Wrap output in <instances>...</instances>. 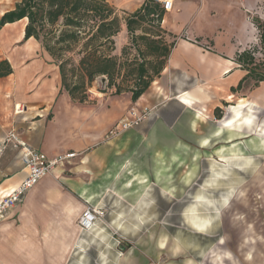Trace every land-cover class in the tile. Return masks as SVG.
Here are the masks:
<instances>
[{"label":"rangeland","instance_id":"1","mask_svg":"<svg viewBox=\"0 0 264 264\" xmlns=\"http://www.w3.org/2000/svg\"><path fill=\"white\" fill-rule=\"evenodd\" d=\"M17 1L0 0V12ZM241 1L230 0L227 10L207 9L201 23L182 26L177 39L228 59L257 44L253 18L264 20V0H250L246 13ZM11 26L3 31L23 34L24 24ZM121 31L113 54L131 59L135 51ZM35 48L42 52L40 45ZM171 75L162 81L186 73ZM159 77L136 102L128 92L102 93L105 77L88 89L86 103L104 115L117 107L119 121L112 126L120 124L119 132L106 146L117 151L118 166L96 175L94 187L103 186L105 194L92 204L104 210L102 228L100 234L81 233L68 264H264V82L245 83L232 93L222 80L194 76L185 88H163ZM252 102L256 113L248 111ZM123 121L132 126L121 128ZM82 166L76 156L52 172L71 168L75 174ZM159 235L167 248L154 255L149 240Z\"/></svg>","mask_w":264,"mask_h":264},{"label":"crops","instance_id":"2","mask_svg":"<svg viewBox=\"0 0 264 264\" xmlns=\"http://www.w3.org/2000/svg\"><path fill=\"white\" fill-rule=\"evenodd\" d=\"M144 1L107 0L117 10L127 13L135 12ZM240 4L245 13L253 6L250 0H242ZM217 7L229 9L230 0H174L172 9L164 13L161 28L170 34L166 35V41L171 38L175 45L159 77L161 87L185 88L194 76L202 81L222 80L229 90L237 85L243 72L233 69V62L227 61L230 59L176 37L182 26L196 21L200 24L206 10ZM6 11L0 12V17ZM25 21L15 23L25 27ZM11 25L6 24L0 30V62L6 60L12 69L11 74L0 78V139L16 131L21 140L48 158L73 152L83 166L75 174L69 168L44 176L5 215L0 222V264H68L71 253L80 243L77 220L85 204L105 194L103 186L94 187L99 176L96 175L103 168L118 166L117 151L106 146L107 140L113 138L108 136V130L119 121L117 107L113 113L104 115L98 105L73 101L61 89L58 67L52 58L43 49L37 52L35 46L40 44L33 38L23 41L24 28L21 36L20 31L15 35L3 31ZM122 28L121 32L125 30ZM213 43V47L219 46L216 41ZM180 72L186 75L162 81V75L172 79L171 73ZM17 106L21 111L16 112ZM203 141L201 145H205ZM220 157L223 160L225 156ZM26 175L17 150L8 147L0 157V191L16 188ZM138 180L141 184L147 182L142 176ZM100 228L97 222L93 231L100 234ZM149 242V250L154 255L167 248L161 235Z\"/></svg>","mask_w":264,"mask_h":264},{"label":"trees","instance_id":"3","mask_svg":"<svg viewBox=\"0 0 264 264\" xmlns=\"http://www.w3.org/2000/svg\"><path fill=\"white\" fill-rule=\"evenodd\" d=\"M117 9L107 0H18L0 17V30L26 20L23 41L33 38L58 67L61 89L78 103L89 100L88 89L97 77H105V88L113 94L130 93L136 102L163 71L175 40L161 28L165 11L154 0H145L133 13ZM258 43L237 50L230 60L243 76L232 93L245 83L264 82V20L253 18ZM122 26L135 51L131 59L116 56L115 36ZM126 48L123 49V53ZM75 57V59H73ZM12 73L0 62V78Z\"/></svg>","mask_w":264,"mask_h":264},{"label":"built area","instance_id":"4","mask_svg":"<svg viewBox=\"0 0 264 264\" xmlns=\"http://www.w3.org/2000/svg\"><path fill=\"white\" fill-rule=\"evenodd\" d=\"M159 2L165 12L172 9L174 0H154ZM20 107H16V112H19ZM139 120V119H137ZM133 121L121 124V128L132 126ZM136 124V123H135ZM120 124H117L109 130V135H116L119 132ZM11 147L17 150V154L23 167L27 170L26 177L14 189L9 191H0V222L5 215L14 209L23 199L25 194L33 188L44 176L50 174L54 168L64 167L71 162L76 156V153H65L54 158H48L45 154L34 150L19 137L16 131L6 133L0 139V157L4 151ZM104 216V210L92 203H86L85 208L77 220V226L80 233L88 231Z\"/></svg>","mask_w":264,"mask_h":264},{"label":"bare ground","instance_id":"5","mask_svg":"<svg viewBox=\"0 0 264 264\" xmlns=\"http://www.w3.org/2000/svg\"><path fill=\"white\" fill-rule=\"evenodd\" d=\"M256 106H257V103H254V102H252V104L250 105V108H249V110L248 111H250V112H252V113H256ZM258 109V108H257ZM223 162V161H222ZM95 226V225H94ZM93 226V227H94ZM195 226L196 227H198V228H202V225L201 224H195ZM93 227L92 228H90L88 231H86V232H89V231H91L92 229H93Z\"/></svg>","mask_w":264,"mask_h":264},{"label":"snow or ice","instance_id":"6","mask_svg":"<svg viewBox=\"0 0 264 264\" xmlns=\"http://www.w3.org/2000/svg\"><path fill=\"white\" fill-rule=\"evenodd\" d=\"M205 143H207V141H205Z\"/></svg>","mask_w":264,"mask_h":264}]
</instances>
